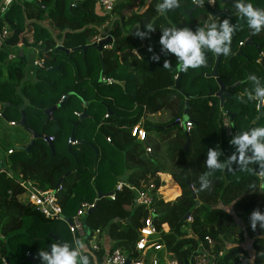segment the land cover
Here are the masks:
<instances>
[{
    "label": "trees",
    "instance_id": "trees-1",
    "mask_svg": "<svg viewBox=\"0 0 264 264\" xmlns=\"http://www.w3.org/2000/svg\"><path fill=\"white\" fill-rule=\"evenodd\" d=\"M136 2H119L112 15L101 14L95 0L14 3L4 13L0 26L7 24L12 36L0 49V113L16 126L23 111L25 126L52 138L53 151L39 138L27 152L24 147L32 137L23 128L20 132L29 139L19 147L5 143L6 156H0V255L12 264H41L38 253L49 250L50 244L60 241L68 243L70 249L76 248L65 222L46 219L30 203L21 201V176L40 189L56 190L66 218L71 219L82 204H96L83 217L91 234L98 230L101 237L105 233L110 244L91 252L89 238L84 239L83 254L89 255L90 261L94 256V264L102 262L108 247L119 249L131 261L141 255L136 243L149 213L135 204L134 189L145 190L151 184L157 243L161 242L178 263L185 264L199 243L214 255V264H240V257L264 263V228L257 222L253 229L250 221L254 210L264 213V169L257 162L243 170L236 162L223 170L212 171L204 166L209 148L221 151V161L231 157L236 146L229 141L248 131L259 114L258 99L249 100L248 92L255 87L252 76L264 86V68L259 63L263 53L264 65V29L253 34L246 18L237 12L234 0L224 4L227 13L222 21L227 19L237 28L231 37L230 54H218V77L225 86L220 101L214 95L219 90L215 78L206 77L215 62L213 52L202 50L206 64L182 72L175 55H165L159 44L163 28H188L195 33L203 27L209 15L207 8L189 13L193 6L190 0H179V7L161 13L158 5L163 0H149L143 11L134 12ZM243 2L264 9V0ZM47 9L56 30L54 38L41 24ZM147 25L152 30H147ZM29 28L34 29L35 41L42 42L40 51L51 50L41 53L43 68L31 64L34 75L26 80L24 50L21 55L17 49L13 57L9 56ZM108 29L112 38L109 47L101 51L92 46L85 51L75 49L92 44L96 35ZM137 30L146 33L143 39L135 35ZM249 35L253 45L241 47ZM61 39L63 48L59 49L57 41ZM239 48L240 55L234 56ZM65 49L71 51L66 54ZM165 61L169 63L167 68ZM68 93L64 104L56 107L47 120L43 110L57 105ZM84 102L87 117L79 120ZM262 111L264 115V103ZM161 112L169 114L164 123L147 118ZM223 114L230 119L232 136L225 133ZM183 115L192 123L188 133L180 124H174ZM262 120L264 117L253 127ZM74 123L75 143L69 145ZM137 125L145 131L143 141L131 134ZM205 172H211L206 177L211 184L200 190L199 177ZM119 181L129 188L116 190ZM97 190L102 194L99 199ZM111 194L114 199L109 197ZM186 214L190 221L184 219ZM206 237L212 241L211 246ZM246 238L252 240L250 251L242 245ZM27 252L36 263L28 261ZM150 253L148 250L146 255ZM15 256L21 261L13 260Z\"/></svg>",
    "mask_w": 264,
    "mask_h": 264
},
{
    "label": "clouds",
    "instance_id": "clouds-1",
    "mask_svg": "<svg viewBox=\"0 0 264 264\" xmlns=\"http://www.w3.org/2000/svg\"><path fill=\"white\" fill-rule=\"evenodd\" d=\"M234 2L237 12L246 18L247 25L253 34L264 29V9L254 8L251 3H245L243 0H234ZM177 7H179V0H163V3L158 5V11L163 13ZM146 28L152 30L151 25H147ZM236 28L237 26L230 24L227 19L219 23V31H217L216 20L205 27L197 28L195 33L188 28H163L159 38L161 52L165 55L174 54L179 61V68L182 72L189 68H199L206 64V57L202 50L225 56L230 54L231 37ZM135 35L143 39L146 33L137 30ZM154 59L158 60L159 56H154ZM168 66V61H165L164 67L167 68ZM251 81L255 87L251 92H248V99H259L261 103H264V86H260V79L252 76ZM229 143L236 146V152L225 161L218 159L222 153L217 150V147L208 149L204 161V166L207 169L212 171L223 170L233 162H236L242 170L253 162L259 163L260 167L264 169V126L253 127L247 132H240ZM248 152H251L250 156ZM210 174L211 172H205L200 175V190L210 187L211 181L206 178ZM250 221L253 229L257 227V222L261 228H264V213L254 210L251 213ZM76 246V248L70 249L68 243L60 241L50 244L49 250L38 253L41 264H94V256L91 257L90 261L89 255L82 254L86 251L84 242L78 240Z\"/></svg>",
    "mask_w": 264,
    "mask_h": 264
},
{
    "label": "built area",
    "instance_id": "built-area-1",
    "mask_svg": "<svg viewBox=\"0 0 264 264\" xmlns=\"http://www.w3.org/2000/svg\"><path fill=\"white\" fill-rule=\"evenodd\" d=\"M124 0H95L96 5L98 6V9L101 14L105 15H112L115 6ZM141 2H149V0H137L136 5L134 7V12H138L142 10V5L140 6ZM193 7L197 8H209L211 10L215 9V3L216 0H190ZM14 3H22V0H0V22L4 15V13L14 4ZM73 3H71L70 6H72ZM226 9L222 14H214L212 17L211 14L208 15V20L213 21L216 20L217 22V29H219L218 21L226 14ZM207 24H204V27ZM107 26V23L101 28L104 29ZM12 36V29L5 23H2L0 26V49L4 45L7 39H9ZM106 38L105 34H98L94 37L93 41L98 42L102 39ZM41 41H35L34 39V29L29 28L26 33L24 34V40L19 42L16 46L12 47V49H23L24 47H27L31 49L35 57L31 61V64L33 68H43L44 67V58L41 56V53L49 52L48 51H40L39 47L41 46ZM241 46L243 43L240 44ZM109 47V46H104ZM263 54V53H261ZM14 54L11 53L9 57H13ZM263 104V103H261ZM258 107V106H257ZM0 117L2 115L0 114ZM223 127L225 130V133L229 136L233 135V131L231 128V122L227 115L223 114ZM10 125H15L13 122L10 123ZM181 125V122H180ZM181 127L188 133L189 130L192 128V123L189 120H186ZM132 136L136 137L139 141H143L145 139V131L139 127L138 125L135 126L132 129L131 132ZM52 138L48 137L47 142H51ZM146 151L150 153V148H146ZM11 151L9 150L8 153ZM9 175V174H8ZM18 184L23 190L22 198L28 203H30L32 206L36 208L38 212H40L46 219L49 220H61L62 221V209L59 205V202L57 200L56 196V190L54 189H47L43 190L37 187L33 182L30 180H24L22 177H19ZM123 186H127L129 188V185L118 182L116 185V190L121 189ZM132 188V187H130ZM58 189V188H56ZM133 189V188H132ZM152 189H154V185H150L145 190H139L134 189L135 194V204L138 206L144 207L149 215L145 221L144 226L139 230L140 233V239L136 243V249L138 250L139 254H141L137 259L131 261L129 260V264H180L175 259L170 257V254L165 250L164 245L159 242L157 243L158 239L157 237V231L152 223V215L154 213L152 209L153 204V197ZM158 193H155V196H157ZM111 199H114V196L111 194L109 196ZM93 205L88 204H82L81 208L77 211V213L70 219V225L68 226V229L70 233L73 235L75 234L77 236V240L80 238L85 237V232L83 229V225L81 222L82 217L86 213V211L92 207ZM191 219L188 218V221ZM88 248L90 251H97L99 250L100 246L103 245L102 243V236L100 237L99 231H95L93 234H90L88 237ZM206 242L208 246L212 245V241L206 237ZM76 245V243H75ZM77 247V246H76ZM150 251L151 253L146 255L147 251ZM90 252V253H91ZM161 252V253H160ZM83 254V253H82ZM31 254L29 252L26 253V257H30ZM214 255L211 254L209 249L204 246V244L199 243L197 250L193 253V255L187 260L185 264H214ZM125 255L119 250V249H110V247L105 249L104 257L102 258V262L99 264H125L126 262ZM0 264H12L9 259L3 255H0ZM96 264V263H95ZM240 264H264L262 262H251L247 260L246 258L240 257Z\"/></svg>",
    "mask_w": 264,
    "mask_h": 264
},
{
    "label": "water",
    "instance_id": "water-1",
    "mask_svg": "<svg viewBox=\"0 0 264 264\" xmlns=\"http://www.w3.org/2000/svg\"><path fill=\"white\" fill-rule=\"evenodd\" d=\"M22 1L25 2V3H35L34 0H22ZM228 1H229V0H218V1H217V4H218V5H222V4L227 3ZM19 4L22 5V3H19ZM35 4H36V3H35ZM196 8H197V7H195V6L192 7V8L190 9L189 12L191 13V12H192L193 10H195ZM217 31H219V30L217 29ZM249 31H252V30L249 28ZM109 32H110V29H108L107 31L104 32V34L106 35V38H104V39H102V40H100V41H98V42H93V43L90 44V45L79 46V47H77V48H75V49L85 51L88 47H91V46H92V47H96L97 50L101 51L102 48H103L104 46H108V45H110V44L112 43V38H111V36L109 35ZM62 42H63L62 39L58 42V45H57V46H58L59 49H62V48H63V46H62ZM247 45H250V46L253 45V42H252V36H251V35H249V37L244 41V43H243L242 46H247ZM242 46H241V47H242ZM255 48H256L257 52H260V49H259V46H258V45H255ZM70 51H71V50H69V49H65L66 54H68ZM135 52H136V50H134V53H135ZM240 53H241V50H240V48H239L238 51H237V53L234 54V56H238V55H240ZM19 54H20V55L22 54V50H19ZM214 54H215V62H214L213 68H212L211 72H210L209 74L206 75V77H208V78H210V77L215 78L217 84L219 85V90H218L217 93L214 94V95L217 96V97L220 99V101H222V93H223V91H224V89H225V86L220 82L219 77H218V72H217L218 64H219V55L216 54V53H214ZM262 57H263V54H260L259 63H260V64L262 65V67L264 68L263 61H262L263 58H262ZM178 68H179V66H178ZM179 78H180V73H178V75L176 76L175 89H178V81H179ZM118 83H119L122 87H124V83H123V82H118ZM70 94H71V93H68L67 95H65V96L61 99V101H59V103H58L57 105H54V106H52V107H50V108H46V109L43 110V113L47 116V120H50V118H51V113L54 111V109H55L56 107H59V106H61L62 104H64V102L67 100V98H68V96H69ZM209 95H211V93H209ZM186 99L188 100V99H190V98L186 96ZM258 103H259V105H258L259 114L257 115V117H256V118L253 120V122L251 123L250 128L248 129V131L253 127L254 123H256V121H257L258 119H260L261 116L263 115L262 104H261V102H260L259 99H258ZM86 104H87V103L84 102V109H83L82 113L79 115V120H83L84 118L87 117V113H86V109H85ZM183 119H184V120H187L186 115H183ZM180 122H181L180 120H177V121H175L174 124H175V125H179ZM76 124H77V123H74L73 126H72L71 133H70L69 145L75 143L74 129H75ZM18 125H19L20 127H22L23 129H25L26 131H29V132L31 133L32 138H31L30 142L28 143V145H27L26 147H24V149H25L27 152L30 151V149H31V147H32V145L34 144V141H35L36 139L42 138V139H44L45 141H48V137L43 136V135H41V134H37V133H35V132L29 130V128H27V126H25V115H24V112H23V111H21V118H20V120H19ZM185 132H186V131H185ZM246 132H247V131H246ZM186 133H187V132H186ZM48 146H49V148L51 149V151H53V145H52L51 142H48ZM187 146H188V143H186V145H185V149H187ZM2 169H3V163H0V172L2 171ZM61 180H62V179H60V180L57 181V183H56V185H55V188H58V187L60 186ZM187 183H188V182H187ZM193 195L195 196V193H194V192H193ZM101 196H102L101 192H99V190H97V199H99ZM95 208H96V204H93V206L90 207V208L86 211L85 214H86V215L89 214V213H90L91 211H93ZM187 218H188V214H186V215L184 216V219H187ZM61 219H62V221L65 222L67 225H70V224H71L69 218H66V217L62 216ZM81 222H82L83 229H84V232H85V237H84V239L86 240V239H88V237L90 236V234H91V230H90V229L88 228V226L86 225L85 217H82ZM73 239H74V242H75V243H76V241H78V240H77V236H76L75 234H73ZM28 261H29V262H32V263H36V261H35V259L33 258L32 255L28 258ZM129 262H130L129 260H126L125 264H129Z\"/></svg>",
    "mask_w": 264,
    "mask_h": 264
},
{
    "label": "rangeland",
    "instance_id": "rangeland-1",
    "mask_svg": "<svg viewBox=\"0 0 264 264\" xmlns=\"http://www.w3.org/2000/svg\"><path fill=\"white\" fill-rule=\"evenodd\" d=\"M124 1H126V0H124ZM23 3V2H22ZM193 7V6H192ZM199 9H201V8H196L195 9V11H194V13H197V12H199L200 10ZM212 17H213V15H212ZM43 22L41 23L44 27H46V29L49 31V33H50V35H51V37L52 38H54V34L56 33V30H55V28H54V26L52 25V18L49 16V11H48V9H47V11L45 12V14H44V16H43ZM212 22V21H211ZM23 50H24V61H25V63H26V69H25V73H26V76H25V78H26V80H31L32 78H33V75H34V70L32 69V66H31V61L34 59V57H35V54H34V52L31 50V49H29V48H27V47H24L23 48ZM264 117V115H262L261 116V118H263ZM21 118V117H20ZM150 121H152V122H159V123H164V122H166L167 120H168V118H169V114L167 113V112H161V113H158V114H156V115H153V116H148L147 117ZM260 118V119H261ZM260 119H258L257 121H256V123L260 120ZM20 120V119H19ZM186 120H184L183 119V117H182V119H181V125L185 122ZM19 123V121L17 122V124ZM255 123V124H256ZM262 123H264V120H262L261 121V124ZM260 124V125H261ZM180 125V126H181ZM260 125L258 126V127H260ZM178 126V125H177ZM6 129V130H5ZM21 130L22 129V127H20L19 125H17V127H15V128H10V127H7V128H5V124H4V121L0 118V139H2V142H3V139H5V137L7 138V143H9V145L11 146V147H18L17 145V143H16V140H20L15 134L18 132V130ZM5 133V137H2V135ZM9 135V136H8ZM6 142H4V143H6ZM16 143V144H15ZM0 144H3V143H0ZM1 151H2V149H1ZM6 156V152H5V154L3 155V157H5ZM170 175V174H169ZM161 177L163 178V176L161 175ZM164 179V178H163ZM21 199V201L23 202L24 200V198H20ZM226 210H228V211H230V212H232V209L230 208V207H226L225 208ZM237 222L240 224L241 222L239 221V220H237ZM185 230H187L188 231V228L187 227H185ZM72 235V234H71ZM73 236V235H72ZM79 241H83L84 242V244H85V240H84V238H80L79 237ZM251 242H252V240H250V239H245V241H244V243H242V245H243V247L244 248H246L248 251H250L252 248H251ZM86 245V244H85ZM76 246V245H75ZM253 252V251H252ZM251 252V253H252ZM13 260H17L18 262L19 261H21V258L19 257V256H15L14 258H13Z\"/></svg>",
    "mask_w": 264,
    "mask_h": 264
},
{
    "label": "crops",
    "instance_id": "crops-1",
    "mask_svg": "<svg viewBox=\"0 0 264 264\" xmlns=\"http://www.w3.org/2000/svg\"><path fill=\"white\" fill-rule=\"evenodd\" d=\"M35 1V0H34ZM126 1H128V0H126ZM137 1V0H136ZM23 2V1H22ZM33 4H35V3H33ZM147 4H148V2H141L140 3V6L142 5V10H140V11H138V12H141V11H143L145 8H146V6H147ZM216 4V3H215ZM217 8V9H216ZM224 4H222V5H218L217 4V7L215 6V9L214 10H212L211 11V9L209 10V8H207V10L205 11L207 14H211V15H213L212 14V12L214 11V13L217 15V14H222L223 12H224ZM211 12V13H210ZM190 13V12H189ZM225 15V14H224ZM214 16V15H213ZM209 18V17H208ZM208 18H207V20L204 22V24L206 23V24H210V23H212L210 20H208ZM221 21H222V18H221ZM220 23V20L218 21V24ZM203 27H204V25H203ZM60 41V40H59ZM58 41V42H59ZM58 45V44H57ZM19 50H22V54H23V49H19ZM19 50H18V52H19ZM16 52V50H14V52H12L13 54ZM11 54V53H10ZM15 55V54H14ZM1 114V113H0ZM3 121H4V124H5V128H7V127H10V128H15V127H17V125L15 126V125H10V123L12 122V121H7V120H5L3 117H0ZM6 130V129H5ZM20 140H16V143L18 144L17 146L19 147L21 144H22V142H24V140L26 141L27 139H29V138H27L26 139V135H23L21 132H20V129L18 130V132L15 134ZM9 136V135H8ZM2 137H5V133L2 135ZM32 137V136H31ZM31 140V139H30ZM7 141V138L5 137V139H3V142H2V139H0V143H3V144H0V156L2 157L4 154H5V152H6V147H5V143L4 142H6ZM7 143V142H6ZM15 143V144H16ZM1 149H2V151H1ZM119 182H122V181H119ZM161 189H162V187H161ZM75 243V242H74ZM102 243L103 244H105V245H109L110 244V242H109V240H108V238H107V236L105 235V233H103L102 234Z\"/></svg>",
    "mask_w": 264,
    "mask_h": 264
}]
</instances>
